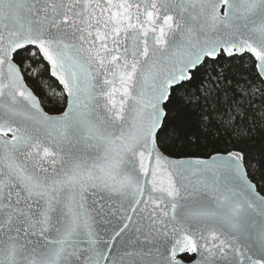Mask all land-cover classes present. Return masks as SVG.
Instances as JSON below:
<instances>
[{"label": "snow or ice", "instance_id": "snow-or-ice-1", "mask_svg": "<svg viewBox=\"0 0 264 264\" xmlns=\"http://www.w3.org/2000/svg\"><path fill=\"white\" fill-rule=\"evenodd\" d=\"M0 264H264V0H0Z\"/></svg>", "mask_w": 264, "mask_h": 264}]
</instances>
